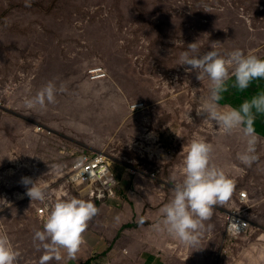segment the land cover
Listing matches in <instances>:
<instances>
[{
  "label": "rangeland",
  "instance_id": "374dc122",
  "mask_svg": "<svg viewBox=\"0 0 264 264\" xmlns=\"http://www.w3.org/2000/svg\"><path fill=\"white\" fill-rule=\"evenodd\" d=\"M196 40V54L210 47L222 55L240 48L264 58V0H0V199L5 201H0V232L17 251L16 264H42L45 250L33 233L43 228L46 216L38 208L72 196L93 201L98 211L73 256L62 253L43 264L66 259L97 264L96 259H118L114 248L148 255L142 243L151 236L144 210L154 208L151 197L154 202L159 191L172 193L182 178L181 147L197 135L212 144L211 163L234 180L228 198L217 205L223 209L248 189L261 200L249 216L264 223V113L254 120L258 159L243 164L236 155L245 147L239 130L214 132L196 113L194 97L208 91V78L197 79L196 70L185 71L191 66L178 60ZM96 66L107 73L102 81L88 77ZM50 80L58 89L54 102L26 107L24 98ZM227 85L220 103L238 106L264 90V79L243 90L233 87L231 78ZM96 150L108 155L115 174L122 171V178L116 174L117 198L94 199L85 194L88 186L68 183L77 155ZM22 176L38 179L46 198L31 200ZM222 209L203 221L200 239L212 236L196 246L197 261L210 264L219 249L212 264H244L246 249L258 240L254 232L246 241L237 239L234 259H223ZM128 223L134 225L125 228ZM193 249L188 247L187 260L195 259ZM169 257L159 260L179 259Z\"/></svg>",
  "mask_w": 264,
  "mask_h": 264
},
{
  "label": "clouds",
  "instance_id": "9594fccd",
  "mask_svg": "<svg viewBox=\"0 0 264 264\" xmlns=\"http://www.w3.org/2000/svg\"><path fill=\"white\" fill-rule=\"evenodd\" d=\"M197 48L196 40L181 50L178 57L180 65L191 66L185 71L194 69L197 79L207 76L209 81L208 91L194 97L196 113L214 125V132L228 134L239 130L245 147L237 152V159L250 165L258 159L259 137L254 120L257 114L264 113V90L257 91L238 106L220 101L230 78L232 86L240 90L247 88L253 80L264 79V58L252 52L244 53L240 48L223 55L215 47L196 54ZM57 90L56 83L50 80L23 102L29 108L37 105L43 108L46 102H54ZM186 116L191 119L189 113ZM181 150L184 153L180 165L182 178L172 186V195L159 209L161 215L153 227L158 231L163 228L186 245L195 246L205 229L203 221L211 215L213 205L228 198L234 180L221 166L211 163L213 146L204 137L193 136ZM37 181L29 176L21 177L22 184L30 185L26 194L31 200H44L45 191ZM97 211L93 201L76 196L53 201L48 206L43 228L33 233V240H38L45 250L40 257L42 264L52 257L60 259L62 253L73 256L80 246L87 221ZM17 255L8 234L0 232V264H16Z\"/></svg>",
  "mask_w": 264,
  "mask_h": 264
},
{
  "label": "crops",
  "instance_id": "0c3cea01",
  "mask_svg": "<svg viewBox=\"0 0 264 264\" xmlns=\"http://www.w3.org/2000/svg\"><path fill=\"white\" fill-rule=\"evenodd\" d=\"M97 80L102 81L103 79H101V80L100 79H94V81H97ZM96 151H98V150H96ZM116 174L119 178H122V176H121L122 171L119 170V168H118V170L116 169ZM123 182H124V184H126L128 181L123 180ZM249 193H250V196L252 198H254L256 201L255 206L259 202H261V200H259L258 197H253L251 195L250 190H249ZM157 194L158 195H156L154 202H152L153 198L151 197V206H153L154 208L144 210V219H146L150 223L149 224L147 222L149 224L148 226L150 227L149 231H150L151 236H150L149 240L145 239L142 243L146 244L144 246L148 250V255L143 257L142 255H140V253H138V251L134 252V251L127 248L123 252H121V251L117 250V248H114L113 251L116 252L118 259H102L103 261L100 259H96L97 264H162L161 262H163V261L160 262L159 259H161L162 257H163V259H169L170 258L169 256H174V255L178 256V258H179L175 264H201L197 261L199 253L196 251V249H197L196 246L201 241H209L210 242L212 235L211 236L206 235L205 239H200V237H199L198 243L195 244V246H193V248H194L193 253H195V255H193V256H195V259H188L187 260V258L189 257L188 250H187L189 247L188 245H186L182 241H180V244H178V242L176 243V240H172L170 238V233L168 231L164 230L163 228L158 231L153 227L154 223L160 218L161 213L159 212V209L161 208V206L165 202H167L170 199V197L172 195V193L170 194L164 190L159 191ZM126 206H127V203H126ZM221 209H222V207L220 208V205L215 204L212 207L213 211H211V213H213L215 215L217 213V210H221ZM126 210H127V208H126ZM114 213H116V212H114ZM255 226H256V230H254L253 235L255 234V238L258 241H254L252 243V245H249L250 247H248L246 249V252H245L246 255L243 256V258H242V259H246V263H244V264H264V243L259 242L260 240L264 241V223H256ZM126 230H123V232H125ZM152 232H153V235H152ZM207 234H210V233H207ZM251 235L252 234H250L247 237H242L244 239L243 241H246L248 238L251 237ZM223 238H224V243H223L222 248H220V253L224 252L223 259H228L230 261V259H234V257L232 256V251H233V247H234L233 245H237L239 240H234V242L228 243L225 236H224V230H223ZM242 238H238V239H242ZM155 248L159 249L162 254L161 255L154 254L152 251H150V249H155ZM181 248H182V250H180ZM256 249L263 251L261 253V255L256 254V251H255ZM218 252H219V249L217 250L216 253L214 250V252L212 253L214 256L211 257V263L210 264L213 263L214 259L215 260L218 259L217 258ZM262 257H263V259H262ZM52 258L54 259V257H52ZM52 258H50V259H52ZM219 259H222V257L219 256ZM93 260L94 259H66L64 264H95V263H93Z\"/></svg>",
  "mask_w": 264,
  "mask_h": 264
},
{
  "label": "built area",
  "instance_id": "2783aa9c",
  "mask_svg": "<svg viewBox=\"0 0 264 264\" xmlns=\"http://www.w3.org/2000/svg\"><path fill=\"white\" fill-rule=\"evenodd\" d=\"M103 66L90 69L92 80L105 77ZM101 80V79H100ZM68 183L85 185V194L91 198L105 200L117 198L116 190L119 180L114 173L108 155L103 151L82 152L73 160ZM233 199V198H232ZM230 200L224 206V236L228 243L238 238L247 237L256 230V223L249 216L248 210L255 206L256 201L250 196L248 189H241L238 201ZM42 216H46L48 206L38 208Z\"/></svg>",
  "mask_w": 264,
  "mask_h": 264
},
{
  "label": "bare ground",
  "instance_id": "6f19581e",
  "mask_svg": "<svg viewBox=\"0 0 264 264\" xmlns=\"http://www.w3.org/2000/svg\"><path fill=\"white\" fill-rule=\"evenodd\" d=\"M93 68H94V67H93ZM91 69H92V68H91ZM105 73H106V72H105ZM88 76H89L90 79H92V78H91V75H90L89 72H88ZM105 77H107V73L105 74ZM102 78H103V76H102L101 78L98 77V78H95V79H102Z\"/></svg>",
  "mask_w": 264,
  "mask_h": 264
},
{
  "label": "trees",
  "instance_id": "16d2710c",
  "mask_svg": "<svg viewBox=\"0 0 264 264\" xmlns=\"http://www.w3.org/2000/svg\"><path fill=\"white\" fill-rule=\"evenodd\" d=\"M132 225H134V224L133 223H128V224H125L124 227H129V226H132Z\"/></svg>",
  "mask_w": 264,
  "mask_h": 264
}]
</instances>
